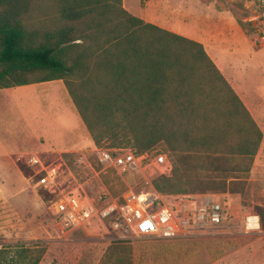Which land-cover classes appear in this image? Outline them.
I'll use <instances>...</instances> for the list:
<instances>
[{
	"label": "trees",
	"instance_id": "1",
	"mask_svg": "<svg viewBox=\"0 0 264 264\" xmlns=\"http://www.w3.org/2000/svg\"><path fill=\"white\" fill-rule=\"evenodd\" d=\"M51 81L63 82L95 146L167 153L172 175L154 181L167 197L249 186L263 132L241 97L202 43L144 21L123 0H0V90ZM15 162L29 179L24 160ZM37 193L54 197L41 186ZM150 252L174 262L186 250ZM44 253L3 246L0 264H39ZM134 263L131 241L115 239L99 264Z\"/></svg>",
	"mask_w": 264,
	"mask_h": 264
},
{
	"label": "rangeland",
	"instance_id": "2",
	"mask_svg": "<svg viewBox=\"0 0 264 264\" xmlns=\"http://www.w3.org/2000/svg\"><path fill=\"white\" fill-rule=\"evenodd\" d=\"M143 10L154 22L202 43L264 131V43L259 37L264 31V0H149ZM61 93L58 82L0 90V248L42 245L45 253L39 264H99L109 242L82 229L60 234L51 203L41 199L36 182L16 167L17 159L35 154L47 160L62 156L67 164L62 187L80 185L96 202L105 191L113 195L111 189L120 193L136 186L137 177L117 181L100 172L93 156L97 146L72 104L69 113L67 104L63 113L56 109ZM207 194L229 202L224 225L184 239H125L132 243L134 264H264V227L258 214L264 210V180L250 181L241 193ZM248 217L256 218L257 228H247ZM178 243L186 250L179 260L152 259L153 246Z\"/></svg>",
	"mask_w": 264,
	"mask_h": 264
},
{
	"label": "built area",
	"instance_id": "3",
	"mask_svg": "<svg viewBox=\"0 0 264 264\" xmlns=\"http://www.w3.org/2000/svg\"><path fill=\"white\" fill-rule=\"evenodd\" d=\"M259 34L264 43V31ZM93 156L101 167L100 172L122 180L137 177L136 186L128 185L117 196L105 191L96 202L80 185L62 187L64 166L67 167L62 156L47 160L35 154L24 161L32 170L29 179L54 196L50 201L53 221L62 235L82 229L108 242L128 238L176 240L220 227L230 216L228 203L212 194L169 202V197L154 185L157 178L172 175L173 163L165 152L138 153L131 147H96ZM78 159L84 162L83 157ZM250 218L245 221L247 228Z\"/></svg>",
	"mask_w": 264,
	"mask_h": 264
},
{
	"label": "crops",
	"instance_id": "4",
	"mask_svg": "<svg viewBox=\"0 0 264 264\" xmlns=\"http://www.w3.org/2000/svg\"><path fill=\"white\" fill-rule=\"evenodd\" d=\"M149 0H134V1H131V2H128L127 0H123L124 2V6L125 8L130 11L132 14L142 18L144 21L146 22H149V23H152L154 25H157L159 27H162L164 29H167L169 31H172L174 33H177V34H180V32H177L175 30H172L171 28L167 27V26H163L157 22H154V20L148 18L143 10V4L144 2H147ZM181 35V34H180ZM189 38V37H188ZM51 82H58L59 83V88H60V91L63 93H61V97L59 98V103L57 104V110L60 111L61 113L64 112L65 110V105L67 104V111L69 113V109L71 107V99L69 98V95L67 93V90L63 84L62 81H51ZM46 83H49V82H46ZM46 83H41V84H33V85H42V84H46ZM12 89V88H11ZM65 89V90H64ZM4 90V89H3ZM236 91V90H235ZM65 92V93H64ZM67 94V96L65 95ZM70 100V101H69ZM71 102V103H70ZM244 102V101H243ZM246 105V104H245ZM73 106V104H72ZM247 106V105H246ZM248 108V107H247ZM249 109V108H248ZM250 111V110H249ZM251 112V111H250ZM77 114V113H76ZM252 114V113H251ZM78 115V114H77ZM253 116V114H252ZM63 117V116H62ZM79 117V116H78ZM254 117V116H253ZM64 118V117H63ZM80 118V117H79ZM255 118V117H254ZM81 120V119H80ZM256 122L258 123L259 127L261 128L262 132H263V140L261 142V145H260V150H258V153L255 157V160H254V164H253V167H252V170H251V176H250V179L249 181H262L264 180V157H262V155L264 154V131H263V128L262 126L259 124V122L257 121V119H255ZM39 140L42 141L41 138H38ZM47 149V148H45ZM44 150V149H43ZM262 150H263V153H262ZM68 152V151H66ZM14 162V161H13ZM15 164V163H14ZM16 165V164H15ZM17 167V166H16ZM258 167L262 168V170H260V172L258 173ZM18 171L20 172V174L23 176V174L21 173V171L19 170V168H17ZM226 193V192H225ZM229 193V192H228ZM202 194H207V193H202ZM213 195V194H212ZM214 196V195H213ZM215 197V196H214ZM229 204V202H227Z\"/></svg>",
	"mask_w": 264,
	"mask_h": 264
},
{
	"label": "bare ground",
	"instance_id": "5",
	"mask_svg": "<svg viewBox=\"0 0 264 264\" xmlns=\"http://www.w3.org/2000/svg\"><path fill=\"white\" fill-rule=\"evenodd\" d=\"M257 221L256 218H250L249 223H248V227L249 228H257Z\"/></svg>",
	"mask_w": 264,
	"mask_h": 264
}]
</instances>
